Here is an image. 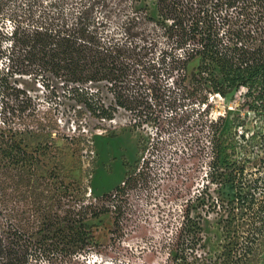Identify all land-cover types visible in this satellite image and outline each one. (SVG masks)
<instances>
[{
    "label": "trees",
    "instance_id": "1",
    "mask_svg": "<svg viewBox=\"0 0 264 264\" xmlns=\"http://www.w3.org/2000/svg\"><path fill=\"white\" fill-rule=\"evenodd\" d=\"M154 2L156 17L146 0H25L9 28H0L1 85L25 93L18 77L49 104L0 127V264L71 263L98 245L93 221L104 214L113 219L111 233L121 229L136 173L95 195L68 163L88 149L83 129L99 127L92 119L111 120L121 108L155 121L178 91L232 99L241 88L245 113L233 129L209 124L206 183L186 200L166 263L256 264L264 252V0ZM112 15L123 38L109 28ZM152 32L168 45L156 58ZM139 35L143 43L133 39ZM174 75L176 86L162 82ZM68 124L72 134L61 129ZM210 213L223 238L214 257L202 237Z\"/></svg>",
    "mask_w": 264,
    "mask_h": 264
},
{
    "label": "rangeland",
    "instance_id": "2",
    "mask_svg": "<svg viewBox=\"0 0 264 264\" xmlns=\"http://www.w3.org/2000/svg\"><path fill=\"white\" fill-rule=\"evenodd\" d=\"M22 1L25 0H0V28H9L11 23L6 20L18 11ZM68 1L69 6L71 2L80 0ZM146 3L150 13L156 17L154 0H146ZM96 9V15L101 17L103 11L100 7ZM108 22L110 30L123 38L121 20L112 15ZM157 35L152 32L147 38L158 42L152 58L158 57L160 51L168 46L161 32ZM139 38L140 35L133 37L143 43ZM195 65L196 62H192L190 69ZM158 71L163 73L164 68ZM166 78L162 77L164 84L170 82L171 86H176L170 81L176 80L175 75ZM16 80L20 88H27L25 93L16 95L10 88L5 90L0 83V127L5 129L19 124L20 117L28 113L37 111L42 114L49 109L41 95L28 89L18 77ZM10 84H14L13 79H10ZM244 92L245 89L241 88L232 99H226L205 91L189 96L178 91L176 101L171 106L164 105L155 121H144V117L121 108L111 120L92 119L91 122L99 127L83 129L90 139L88 149L81 152L79 162L68 156L73 173L83 179L95 195L112 190L123 181L127 171L136 173L137 183L128 190L127 213L121 220V229L111 233V214L102 215L93 221L98 245L91 252L65 264H167V244L175 239L182 208L186 200L198 194L206 183L204 176L211 158L209 124L222 120L227 130L233 129V119L245 113ZM25 95L28 102L24 107L21 100ZM87 118L85 115L86 121L89 120ZM72 124L61 129L72 134L75 130ZM211 188L210 192L213 186ZM201 225L206 255L214 257L223 241L219 216L210 213L203 218ZM258 259L256 264H264V252Z\"/></svg>",
    "mask_w": 264,
    "mask_h": 264
},
{
    "label": "bare ground",
    "instance_id": "3",
    "mask_svg": "<svg viewBox=\"0 0 264 264\" xmlns=\"http://www.w3.org/2000/svg\"><path fill=\"white\" fill-rule=\"evenodd\" d=\"M217 95V94H216Z\"/></svg>",
    "mask_w": 264,
    "mask_h": 264
},
{
    "label": "built area",
    "instance_id": "4",
    "mask_svg": "<svg viewBox=\"0 0 264 264\" xmlns=\"http://www.w3.org/2000/svg\"><path fill=\"white\" fill-rule=\"evenodd\" d=\"M218 95V94H217Z\"/></svg>",
    "mask_w": 264,
    "mask_h": 264
}]
</instances>
